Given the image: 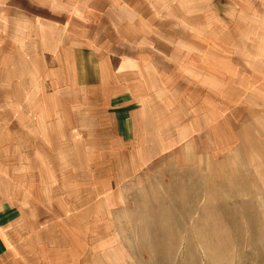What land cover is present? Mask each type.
<instances>
[{
	"label": "crops",
	"instance_id": "obj_1",
	"mask_svg": "<svg viewBox=\"0 0 264 264\" xmlns=\"http://www.w3.org/2000/svg\"><path fill=\"white\" fill-rule=\"evenodd\" d=\"M260 109L264 0H0V264H53L50 233Z\"/></svg>",
	"mask_w": 264,
	"mask_h": 264
},
{
	"label": "rangeland",
	"instance_id": "obj_2",
	"mask_svg": "<svg viewBox=\"0 0 264 264\" xmlns=\"http://www.w3.org/2000/svg\"><path fill=\"white\" fill-rule=\"evenodd\" d=\"M225 147L195 142L131 177L53 264H264V109ZM51 255V254H50Z\"/></svg>",
	"mask_w": 264,
	"mask_h": 264
}]
</instances>
